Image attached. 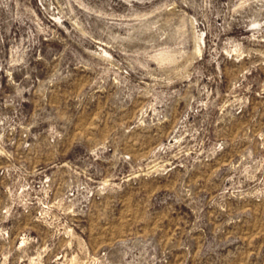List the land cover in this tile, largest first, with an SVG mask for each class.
<instances>
[{
	"label": "clouds",
	"instance_id": "clouds-1",
	"mask_svg": "<svg viewBox=\"0 0 264 264\" xmlns=\"http://www.w3.org/2000/svg\"><path fill=\"white\" fill-rule=\"evenodd\" d=\"M262 74L264 0H0V264H175L176 248L249 264L246 226L264 231V112L248 109ZM76 80L73 103L59 99ZM101 99L99 121L81 120ZM169 173L175 190L150 212L107 211L129 180ZM181 203L169 246L153 225ZM106 216L118 230L82 226Z\"/></svg>",
	"mask_w": 264,
	"mask_h": 264
},
{
	"label": "rangeland",
	"instance_id": "rangeland-1",
	"mask_svg": "<svg viewBox=\"0 0 264 264\" xmlns=\"http://www.w3.org/2000/svg\"><path fill=\"white\" fill-rule=\"evenodd\" d=\"M47 43V42H46ZM54 47H59V43L53 42ZM231 73H229L230 75ZM253 76L256 75L254 72ZM252 77L250 76L249 79ZM261 79H264V74L261 75ZM83 81L76 80L70 84H68L67 91L62 88L59 99L66 100L69 104L73 103L69 97L73 93V91L77 90ZM254 91L256 89L255 85ZM103 95V94H100ZM250 100L248 109L250 110L253 105H255L257 111L264 112V98L255 97L252 93H249ZM87 103V102H86ZM95 109L97 112V121H99L100 117L105 112L104 101L94 100L91 104H88L85 108L83 115L80 117L81 120H86L92 110ZM96 128H89L88 131H96ZM83 135V134H82ZM139 147V144H137ZM195 177L194 183L197 186H203L205 183L204 175L197 174L195 171L191 174ZM171 176V173L168 176L156 175L153 174L151 176H137L134 180H129L127 182V186L120 190L117 193L116 199L110 200L106 203L107 211L110 213L114 208L117 210L123 209L122 216L129 217L140 211H151L152 205L154 204L156 197L164 194L165 192L172 193L175 190V184L169 182L168 177ZM2 179V178H0ZM211 184V181H208ZM236 200V197H233V201ZM189 209L183 203L177 204L174 208L169 209L166 213L160 215V217L156 220L153 225V230L158 235H164L167 237V244L169 246L176 240V238L180 235L181 230L185 227L186 218L184 214L188 212ZM227 211V209H224ZM262 210L257 209L256 215H261ZM219 218L213 215L212 220L216 221ZM147 222V221H145ZM127 219H122L120 224L127 226ZM143 223V222H142ZM85 228L90 229V234L95 237L98 232L108 233L109 231H114L118 229H113L111 219L106 216L104 220H102L99 224L96 223L95 217L91 219L90 222H85L83 225ZM250 226H246L244 235L242 236L240 243L243 245L248 251L252 252L250 257H247L249 264H264V248H261L260 245L264 242V231H260L258 234L249 235L247 228ZM101 240H105V236L100 237ZM166 256L173 257L175 260V264H195V260L198 257L194 256H185L183 254V250L180 248L170 249L166 252Z\"/></svg>",
	"mask_w": 264,
	"mask_h": 264
}]
</instances>
